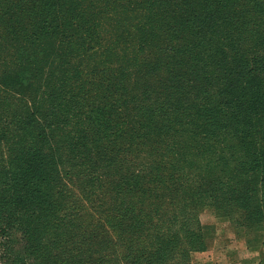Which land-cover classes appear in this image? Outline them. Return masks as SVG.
<instances>
[{"label": "rangeland", "instance_id": "374dc122", "mask_svg": "<svg viewBox=\"0 0 264 264\" xmlns=\"http://www.w3.org/2000/svg\"><path fill=\"white\" fill-rule=\"evenodd\" d=\"M11 1L0 9V264H264V9L246 7L237 40L188 36L201 94L189 56L143 75L142 62L171 55L143 4L107 0L115 13L77 25L81 0H47L61 12L43 21L32 0ZM187 1L199 14L219 0Z\"/></svg>", "mask_w": 264, "mask_h": 264}, {"label": "trees", "instance_id": "16d2710c", "mask_svg": "<svg viewBox=\"0 0 264 264\" xmlns=\"http://www.w3.org/2000/svg\"><path fill=\"white\" fill-rule=\"evenodd\" d=\"M90 5L84 6V1L81 0V3H77V6H73L70 4L69 10L72 12L76 10H80L79 14L75 16L74 18V23L78 25L77 22L83 23L85 20H82L83 17L85 18H91L94 16L97 19H100L99 15H103L106 13H115L113 10L108 9V1L107 0H101L102 4L104 5L105 9H101L100 12L94 11L93 7V0H89ZM125 4L133 6L131 10L136 11L134 9V6L138 4H143L144 9L142 10V13L144 15V18L146 21L152 25V19L153 15L151 12H154V18L157 19L156 25H155V31L157 32H162L165 36V39L167 43L163 46H160L159 49L162 52L169 53L171 55H167L165 58L159 61H148V62H142L141 67L145 70V73L143 75L147 74L148 72L151 73L153 71L157 70H165L167 68V65L169 61H175V60H182V65H184V60L187 59L186 57L189 56L190 62L189 66L186 67V71L190 72V68L194 69V83L193 86L197 89L198 92L201 94H204L205 87H201L199 82L204 80V77L198 76V73L200 70L203 68L201 67V61L197 59L198 51L195 50V44H191V42L188 43V36H192L194 33V30H198L199 36L200 33L203 36H231L229 39L230 41L234 39H238V33L239 30H237V20L239 17H242L243 11L247 8L253 9L255 12L258 13L260 17H263L262 10L264 9V0H219V1H214V6L211 4L209 7H206V4L204 6V9H201L199 14H195L192 12L193 9V3L191 2L187 5V0H122ZM231 2L237 3V6L232 9V6L230 5ZM21 4H23L22 0H12L10 5L13 6L15 9L21 8ZM25 4L27 5L25 7L26 10H28L31 14L34 13H40V18L39 21H43L44 13L48 10L52 12H61V10L55 8L56 6L52 5V7L47 6V0H37L34 2L32 0L31 3L26 2ZM121 3H119L120 5ZM47 7H46V6ZM5 6V0H0V9L2 8L3 10ZM64 6H66V1ZM207 9H206V8ZM247 7V8H246ZM228 8V10L222 11L223 9ZM43 9V12L41 13V10ZM121 9V8H118ZM123 9V8H122ZM219 9V10H217ZM221 9V10H220ZM6 12V11H5ZM251 15V14H248ZM0 16H2L0 14ZM9 21L11 22V17H9ZM80 18V19H79ZM102 20V19H100ZM242 22L246 20V18L242 17ZM182 22L185 25V30L184 32H181L178 27V23ZM72 22H63L62 26H70ZM221 25V29H218V26ZM81 29L80 26L76 29L79 34H81ZM44 30V26L40 27L38 35H41ZM245 32V30H242ZM32 33L37 34V32L34 30ZM82 36H87V32H83L81 34ZM177 40H180L179 43L175 42ZM197 44V40H196ZM198 45V44H197ZM253 47H255V44H253ZM254 54L257 55V52ZM147 64V69L145 68L144 64ZM247 63V62H246ZM248 64V63H247ZM249 67V72L254 73L255 70H257L260 67V64H254V60L252 64ZM220 66L218 64L216 66H213L214 70H218ZM221 68V67H220ZM223 69L221 68L219 72H221ZM24 73V72H23ZM259 75V74H258ZM190 91L186 92V94ZM184 94V92H183ZM182 94V95H183ZM185 94V95H186ZM182 96L183 104L184 106H189L188 110L193 114H196V108L195 106L188 101L185 100L184 96ZM164 99V98H163ZM6 118V117H5ZM7 119V118H6ZM200 125V124H199ZM198 125V126H199ZM197 126V127H198ZM197 127H195L194 131L192 132L194 136H197V138L200 140L203 146L207 145V140L208 136H206L203 133H198ZM192 130V128H190ZM163 134V132H161ZM113 135V134H111ZM174 143V141H173ZM158 144H163L162 142H158ZM110 147L112 150L116 151L117 148L113 147L114 144L113 142H110ZM167 148L171 147L170 143H166L165 145ZM262 147V146H261ZM27 151V150H25ZM158 153H163V152H158ZM28 157H32L31 153L28 152L26 153ZM261 156H263V153H260ZM154 167L159 168L160 164L155 163ZM27 169V168H26ZM61 171L58 173L60 176ZM163 175L159 174L157 178H161ZM163 185L166 186V181L163 182ZM117 226V224H114ZM166 244H168V240L165 241Z\"/></svg>", "mask_w": 264, "mask_h": 264}]
</instances>
